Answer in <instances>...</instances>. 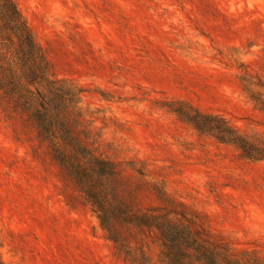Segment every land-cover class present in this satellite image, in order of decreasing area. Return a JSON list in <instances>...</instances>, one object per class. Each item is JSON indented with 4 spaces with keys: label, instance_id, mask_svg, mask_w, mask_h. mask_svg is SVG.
Here are the masks:
<instances>
[{
    "label": "rangeland",
    "instance_id": "1",
    "mask_svg": "<svg viewBox=\"0 0 264 264\" xmlns=\"http://www.w3.org/2000/svg\"><path fill=\"white\" fill-rule=\"evenodd\" d=\"M13 1L48 78L74 93L72 132L111 163L96 187L138 209L175 208L264 264V0ZM94 210L0 92L3 263L165 264L154 232L114 219L110 233Z\"/></svg>",
    "mask_w": 264,
    "mask_h": 264
},
{
    "label": "trees",
    "instance_id": "2",
    "mask_svg": "<svg viewBox=\"0 0 264 264\" xmlns=\"http://www.w3.org/2000/svg\"><path fill=\"white\" fill-rule=\"evenodd\" d=\"M42 58L17 5L13 0H0V92L23 109L39 135L50 143L53 158L83 184L104 229L111 233L112 220L122 219L154 232L165 264H249L230 247L204 238L199 230L176 218L175 208L138 209L131 203L114 202L107 188L96 187L97 181H106L111 163L99 158L72 132L65 109L67 96L74 93L48 78ZM109 238L118 242L114 234ZM0 264H4L1 259ZM252 264L263 263L256 260Z\"/></svg>",
    "mask_w": 264,
    "mask_h": 264
}]
</instances>
